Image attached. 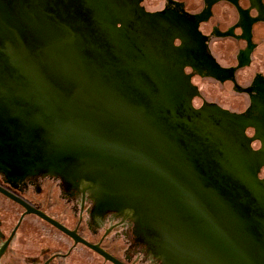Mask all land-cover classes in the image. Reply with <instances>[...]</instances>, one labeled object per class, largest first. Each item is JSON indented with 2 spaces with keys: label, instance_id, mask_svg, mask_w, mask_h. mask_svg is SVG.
<instances>
[{
  "label": "water",
  "instance_id": "1",
  "mask_svg": "<svg viewBox=\"0 0 264 264\" xmlns=\"http://www.w3.org/2000/svg\"><path fill=\"white\" fill-rule=\"evenodd\" d=\"M264 0H0V178L111 264H264ZM0 264H81L0 222Z\"/></svg>",
  "mask_w": 264,
  "mask_h": 264
},
{
  "label": "flooded vegetation",
  "instance_id": "2",
  "mask_svg": "<svg viewBox=\"0 0 264 264\" xmlns=\"http://www.w3.org/2000/svg\"><path fill=\"white\" fill-rule=\"evenodd\" d=\"M264 79V38L235 81ZM0 222L41 247L54 246L81 264H111L37 212L36 202L0 178Z\"/></svg>",
  "mask_w": 264,
  "mask_h": 264
}]
</instances>
